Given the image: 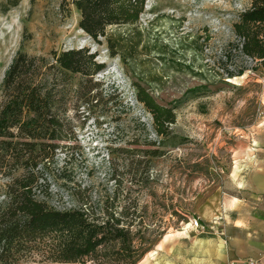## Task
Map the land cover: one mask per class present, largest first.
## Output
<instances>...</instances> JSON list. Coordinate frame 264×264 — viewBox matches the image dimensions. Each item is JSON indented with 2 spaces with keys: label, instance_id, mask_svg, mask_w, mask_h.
<instances>
[{
  "label": "rangeland",
  "instance_id": "1",
  "mask_svg": "<svg viewBox=\"0 0 264 264\" xmlns=\"http://www.w3.org/2000/svg\"><path fill=\"white\" fill-rule=\"evenodd\" d=\"M250 1L145 0L141 53L126 70L103 38L94 40L79 28L72 0H0V107L1 82L18 51L49 59L52 51L86 48L104 65L89 82L66 74L72 133L45 173L51 206L68 209L88 198L101 210L115 195L121 206L135 205L136 228L150 243L141 264H171L183 230L208 235L198 207L226 176L255 158L264 160V67L229 46L236 42L233 24ZM240 68L242 76L222 82L224 69ZM138 87L175 107L167 137L156 134L151 114L136 98ZM152 150L162 155L144 156ZM5 182L0 176V187ZM246 188L244 183L241 197L252 199ZM194 218L205 229L192 228ZM158 247L162 251L150 253ZM38 260L32 254L18 264Z\"/></svg>",
  "mask_w": 264,
  "mask_h": 264
},
{
  "label": "trees",
  "instance_id": "2",
  "mask_svg": "<svg viewBox=\"0 0 264 264\" xmlns=\"http://www.w3.org/2000/svg\"><path fill=\"white\" fill-rule=\"evenodd\" d=\"M145 0H72L80 13L78 26L92 39L105 40L111 57H119L126 70L141 53L140 15ZM108 27H114L111 32ZM241 56L264 67V0H251L233 24ZM143 48V46L141 47ZM228 55V54H227ZM86 48L52 51L50 58L18 51L5 70L0 107V264H18L32 254L35 264H137L150 250L139 234L136 206H121L116 195L96 210L91 200L57 209L48 203L45 173L72 133L63 87L66 74L85 81L103 69ZM256 70V68H252ZM224 69L225 79L242 76ZM137 100L153 118L157 135L167 137L175 123L174 106L159 104L138 87ZM162 155L158 150L144 156ZM134 208L132 211L130 209Z\"/></svg>",
  "mask_w": 264,
  "mask_h": 264
},
{
  "label": "crops",
  "instance_id": "3",
  "mask_svg": "<svg viewBox=\"0 0 264 264\" xmlns=\"http://www.w3.org/2000/svg\"><path fill=\"white\" fill-rule=\"evenodd\" d=\"M244 183L252 199L241 197ZM197 213L208 235L186 234L183 230L173 245L177 250L171 255V264H233L250 258L264 264V160L255 158L242 172L226 176ZM183 243L186 249L181 254L179 246ZM156 251L162 248L150 253L156 255ZM146 256L137 264L144 263Z\"/></svg>",
  "mask_w": 264,
  "mask_h": 264
},
{
  "label": "built area",
  "instance_id": "4",
  "mask_svg": "<svg viewBox=\"0 0 264 264\" xmlns=\"http://www.w3.org/2000/svg\"><path fill=\"white\" fill-rule=\"evenodd\" d=\"M201 220L199 218H194L193 220H190V226L194 229H203L204 227L201 225ZM233 264H258V259H247L242 262H237Z\"/></svg>",
  "mask_w": 264,
  "mask_h": 264
}]
</instances>
